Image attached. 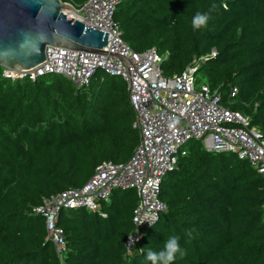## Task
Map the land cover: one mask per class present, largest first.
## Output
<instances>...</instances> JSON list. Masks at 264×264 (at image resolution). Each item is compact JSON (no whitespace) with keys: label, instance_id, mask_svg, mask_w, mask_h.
<instances>
[{"label":"trees","instance_id":"1","mask_svg":"<svg viewBox=\"0 0 264 264\" xmlns=\"http://www.w3.org/2000/svg\"><path fill=\"white\" fill-rule=\"evenodd\" d=\"M62 1L80 8L88 0ZM197 12L209 17L199 29ZM114 22L134 52L157 50L165 77L197 68L195 88L208 86L264 137V0H123ZM4 72L0 65V264H150L148 248L160 251L170 236L183 251L173 264H264V177L200 140L178 153L162 185L167 211L139 243L126 246L137 191L117 190L98 213L61 214V258L38 209L84 189L105 163L131 161L141 133L128 85L103 71L84 89L59 75L33 82Z\"/></svg>","mask_w":264,"mask_h":264},{"label":"built area","instance_id":"2","mask_svg":"<svg viewBox=\"0 0 264 264\" xmlns=\"http://www.w3.org/2000/svg\"><path fill=\"white\" fill-rule=\"evenodd\" d=\"M122 1L88 0L79 9L75 7V11H65L87 28L109 34V46L104 49L108 55L48 47L46 62L37 69L30 72L5 69L4 76L11 80L30 76L35 82L46 75L59 74L77 87H88L97 71L103 70L121 76L128 83L130 101L137 115L134 128L143 136L135 156L127 165L105 163L83 190L65 196L69 207L95 208L97 201L110 196L112 188L131 182L143 188L145 208L137 212L135 220L137 225H142L155 217L159 209L164 210L157 199L161 180L166 171L174 168L184 144L204 140L208 148L238 152L240 159L250 161L264 173V137L250 133L246 129L248 122L222 107L220 97L214 96L208 86L197 90L195 69L166 79L161 68L164 59L157 50L134 52L123 41L114 22ZM48 229L50 239H60L61 243L55 242L61 252L62 231L53 224Z\"/></svg>","mask_w":264,"mask_h":264},{"label":"water","instance_id":"3","mask_svg":"<svg viewBox=\"0 0 264 264\" xmlns=\"http://www.w3.org/2000/svg\"><path fill=\"white\" fill-rule=\"evenodd\" d=\"M65 10L75 8L62 0H0V65L33 71L46 62L48 47L108 55L109 34L87 28Z\"/></svg>","mask_w":264,"mask_h":264},{"label":"clouds","instance_id":"4","mask_svg":"<svg viewBox=\"0 0 264 264\" xmlns=\"http://www.w3.org/2000/svg\"><path fill=\"white\" fill-rule=\"evenodd\" d=\"M69 4V3H68ZM72 5V4H70ZM74 8L75 6L72 5ZM76 9V8H75ZM79 9V8H77ZM67 11V10H65ZM64 11V13H65ZM68 12H72V11H68ZM67 14V13H65ZM68 15V14H67ZM75 19V18H74ZM208 15L207 14H204V13H200V12H197L196 15L193 17L192 19V24H193V27L196 28V29H199L203 26H206L207 22H208ZM81 22V21H80ZM82 23V22H81ZM84 24V23H83ZM92 29V28H90ZM97 30V29H96ZM75 51V50H74ZM105 51V50H104ZM85 52V51H84ZM87 53H90V52H87ZM92 54H95V53H92ZM99 55H102V54H99ZM161 56V55H160ZM47 57V56H46ZM162 57V56H161ZM163 58V57H162ZM206 62V61H205ZM205 62H202L201 60V64L205 63ZM198 61L195 62V64H197ZM5 68V67H4ZM6 69V68H5ZM191 69H195V72L197 70V68H190L188 70H191ZM188 70H186L184 73H186ZM98 71H103V70H98ZM97 71V72H98ZM105 72V71H103ZM163 72V71H162ZM106 73V72H105ZM108 74V73H106ZM52 75H59V74H52ZM96 75V74H95ZM110 75V74H108ZM48 76V75H46ZM59 76H62V75H59ZM112 76V75H110ZM164 76V74H163ZM63 77V76H62ZM115 77V76H114ZM117 77H121V76H117ZM65 79H67L66 77H63ZM94 78V77H93ZM122 78V77H121ZM164 78H168V77H165ZM169 78H172V77H169ZM123 79V78H122ZM68 81H70L69 79H67ZM93 80V79H92ZM91 80V82H92ZM124 80V79H123ZM125 81V80H124ZM72 84H74L72 81H70ZM126 82V81H125ZM127 83V82H126ZM75 85V84H74ZM91 85V84H90ZM89 85V86H90ZM128 85V83H127ZM76 86V85H75ZM88 86V87H89ZM88 87H77V88H80V89H84V88H88ZM204 87V86H203ZM128 90H129V99H130V89H129V85H128ZM212 93V92H211ZM214 95V94H213ZM216 97H218L217 95H214ZM221 99V98H220ZM131 102V101H130ZM221 102V101H220ZM132 105V104H131ZM133 107V106H132ZM134 109V108H133ZM228 110V109H226ZM230 111V110H229ZM233 114H238L242 117L243 121H247L248 124L246 125V129L250 131V133H253V134H256V133H260L262 134L256 127H251V120L245 116H243L241 113H237V112H233L231 111ZM137 120V119H136ZM135 124V122H134ZM134 124H133V127H134ZM136 129V128H135ZM141 133V131H140ZM143 139V136H142V133H141V141ZM192 141V140H191ZM203 142L205 148L209 151V152H216V153H229V154H233V155H236L237 158L241 161H247L248 163H250L252 165V167L259 173L261 174L263 177H264V173L260 172V170L254 165L252 164L250 161L248 160H242L239 158V154L238 152H234V151H231V150H215V149H212V148H208L207 145L205 144V141L204 140H200ZM190 142V141H189ZM141 144V143H140ZM187 144V143H186ZM186 144H184L181 149L179 150V152L186 146ZM140 146V145H139ZM139 148V147H138ZM137 151V150H136ZM136 154V152H135ZM178 155V154H177ZM135 156V155H134ZM133 156V157H134ZM133 159V158H132ZM131 159V161H132ZM129 163V162H128ZM128 163L126 164H123V165H127ZM120 166V165H118ZM178 168V156H177V162L176 164L174 165V168L173 169H170L168 171H166L162 177V180H161V184H160V192L157 196V199L158 201L164 206V210H158L156 213H155V217H151L149 218L144 224L142 225H137L136 224V219H137V212L139 210H143L145 208V205H144V196L142 195L143 193V188L140 186H137V185H131V182L128 183V184H124L120 187H117V188H112L111 189V194L110 196L107 198V199H102V200H99L97 201V207L95 208H91V207H87V206H78V207H69L68 205V199L67 197L65 196L66 194H69L70 192H74V191H79V190H70V191H64L62 193H59L57 194L56 196H53L52 198L48 199V200H45L44 202V205L38 209V212L40 214H42L45 218V225H46V230H47V241H50L54 244L55 248H56V252L57 254H59L61 256V258H63V255H62V252L63 251H67L68 250V245H67V241H66V238H65V235H64V230L59 226L60 224V219H61V214L65 211V210H78V209H86L88 211H91L93 213H98V210L100 208V205L103 204V202H106L108 203L111 199H112V195L114 194L115 191L117 190H122V191H125V190H129V189H135L137 191V194H138V197H139V204L138 206L136 207L135 209V212H134V224L136 226L135 228V231L130 234L128 236V239L126 241V246L128 248H131L133 245L139 243L142 239V234H141V231L143 228H150L152 227L153 225H155L159 219H160V216L161 214L165 213L167 211V205L161 200V193H162V185H163V181H164V178L167 174H170V173H173L177 170ZM83 190V189H82ZM146 200V199H145ZM151 204H153V202L151 201ZM54 225L55 228L57 230H61L62 231V242L64 244V248L62 249L61 252L58 251V247H57V243H61L60 239L59 241H57V239L55 241H53V239H50L49 238V229H48V226L50 225ZM130 239L132 241H130ZM147 247V246H146ZM177 254H180L181 256L183 255V251L180 247V243H179V237H176V236H170L168 237L167 239L164 240L163 242V248L156 252V251H153L151 250V248H148L146 254H145V259L146 261H149L150 264H173V262L175 261L176 257H177Z\"/></svg>","mask_w":264,"mask_h":264}]
</instances>
